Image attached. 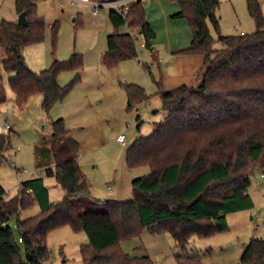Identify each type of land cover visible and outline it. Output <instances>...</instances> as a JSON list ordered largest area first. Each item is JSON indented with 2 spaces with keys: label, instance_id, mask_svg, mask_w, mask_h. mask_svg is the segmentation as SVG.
Segmentation results:
<instances>
[{
  "label": "trees",
  "instance_id": "obj_1",
  "mask_svg": "<svg viewBox=\"0 0 264 264\" xmlns=\"http://www.w3.org/2000/svg\"><path fill=\"white\" fill-rule=\"evenodd\" d=\"M38 1L14 0L17 15L25 13V24L0 19V64L13 72L9 85L15 103L22 106L31 95L40 93L47 112L79 79L82 56L74 52L67 60L54 58L38 72L28 67L22 49L42 41L45 33ZM169 1L179 6L171 18L184 19L191 33L189 46L180 52L202 55L203 64L194 83L166 91L158 84L166 114L148 136L136 138L125 151L129 167L149 168L147 174L131 181L132 198H92L91 183L77 159L79 144L69 136L62 118L51 120L50 133L34 145L35 166L45 176H53L64 195L52 202L42 176L20 181L11 198H5L0 183V264H24L26 255L27 264H44L48 232L65 225L83 229L82 209L93 217L107 216L112 225L106 240L81 245L83 264H154L148 255L130 256L120 246L123 239L140 235L144 228L171 234L180 249L174 255L176 264H202L198 255L186 252L190 237L223 231L228 213L253 207L250 176L255 170L264 173V17L260 3L247 0L255 22L253 32L221 35L218 0ZM108 20L114 30L107 35V48L100 58L106 68L114 69L121 60L137 55L131 33L119 32L120 25L136 30L144 47L151 48L155 33L140 0L133 1L124 16L110 10ZM208 23L217 31L218 49L213 48ZM68 70L76 71L75 78L59 85L57 76ZM123 87L129 109L149 98L138 84L123 83ZM5 99L0 82V102ZM10 131L0 133V163L10 147ZM35 203L38 213L19 218ZM13 216L21 244L8 224ZM237 264H264V239L252 237Z\"/></svg>",
  "mask_w": 264,
  "mask_h": 264
},
{
  "label": "rangeland",
  "instance_id": "obj_2",
  "mask_svg": "<svg viewBox=\"0 0 264 264\" xmlns=\"http://www.w3.org/2000/svg\"><path fill=\"white\" fill-rule=\"evenodd\" d=\"M218 1L216 14L221 35L251 33L255 30V22L247 10V0ZM258 2L264 17V0ZM109 10L107 6L96 8L81 1L73 4L71 0L39 1L37 11L44 17L45 33L42 41L23 48L28 67L38 72L48 68L54 58L67 60L74 52L82 56L79 79L47 112L42 108L40 93L31 95L22 106L15 103L9 85L13 72L6 71L0 64V82L6 97L0 102V133L10 131L4 126L5 114L9 116L12 126L10 147L0 163V182L11 194L15 193L20 181L42 176L50 200L58 202L62 199L63 188L53 176H45L42 168H36L34 156V145L40 137L50 133V122L56 118L63 119L69 136L79 144L77 159L83 175L91 183L92 198L130 200L131 181L148 173L147 166L129 167L125 161V151L136 138L148 136L154 130L155 123L160 122L166 114L157 93L158 84L161 90H169L182 83H194L195 74L202 65L200 68L196 64L193 66L192 54L177 51L189 40L187 22L183 20L171 24L167 20L169 18L161 17L154 23L156 35L151 41V48L136 43L135 57L121 60L114 69L106 68L100 58L107 48V35L114 30L108 20ZM208 27L214 40L213 48H220L217 31L211 23H208ZM118 31L130 32L132 37L141 38L136 30L129 29L126 24L120 25ZM76 74L74 70L63 71L57 76V82L64 86ZM123 83L140 85L149 98L136 107L127 108ZM118 134L124 137L123 144L116 140ZM14 147H19V150H14ZM15 168L28 172L17 175ZM248 192L253 207L248 210L246 224L235 228L229 222L226 229L213 235H192L186 245L187 254L198 255L202 264H237L252 237L264 239V173L255 170L251 174ZM38 211L35 203L22 211L19 218L32 216ZM81 211L83 229L73 230L65 225L48 232V258L44 264H83L81 245L89 240L100 243L108 238L112 229L109 218L93 217L84 209ZM8 224L16 242L21 244L16 217H11ZM120 246L130 256L148 255L154 264H176L174 255L180 252L169 232L152 233L147 228L142 229L136 237L123 239Z\"/></svg>",
  "mask_w": 264,
  "mask_h": 264
},
{
  "label": "crops",
  "instance_id": "obj_3",
  "mask_svg": "<svg viewBox=\"0 0 264 264\" xmlns=\"http://www.w3.org/2000/svg\"><path fill=\"white\" fill-rule=\"evenodd\" d=\"M39 1H38V3H39ZM76 1H81V2L90 3L92 5H95L96 3L101 2V1H105V0H87V1L76 0ZM133 1H135V0H128L129 5H131V3ZM140 1L142 2L143 8L145 10V14H146L145 17L147 16L146 19L150 23L151 28L154 31L155 35H156V31H155L156 29H154L155 28L154 23L156 22V19H160L161 17H162V19L169 18L167 20H169L171 22V24H173L175 22L177 24L178 21L182 22L184 20V19L171 18V15L173 13L177 12L179 9V6L177 3L169 2L168 0H167V2L165 1L166 3H164L162 0H140ZM71 4H73L72 1H71ZM37 8H38V4H37ZM109 9L112 10L111 8H109ZM1 18L7 19V20H16L17 13L15 12V9H14V0H7V2H6V0H0V19ZM181 24H184V23H181ZM190 40H191V33H190L189 40L187 39L184 42V44L179 46L178 48L175 47V50L177 48V51L180 52L182 49L187 48L190 44ZM140 45L143 46V43ZM180 53H183V52H180ZM22 54H23V49H22ZM184 54H188V53H184ZM192 55L194 57V59H192L193 66L196 64L200 68L201 65L203 64V56L200 54H192ZM182 84H185V83H182ZM163 91H166V89H163ZM1 185L3 186L2 183H1ZM3 188L6 190L5 198H11L16 193V190H15V193L11 194V192H9L7 190L8 188H5V186H3ZM248 210L249 209H245V210H240L237 212L228 213L226 215L227 223L230 222L231 224H234L233 227H235V228H238L240 226H244L246 224V219L248 216ZM239 221H240V223H237Z\"/></svg>",
  "mask_w": 264,
  "mask_h": 264
},
{
  "label": "built area",
  "instance_id": "obj_4",
  "mask_svg": "<svg viewBox=\"0 0 264 264\" xmlns=\"http://www.w3.org/2000/svg\"><path fill=\"white\" fill-rule=\"evenodd\" d=\"M71 1H72V3H74L76 0H71ZM95 6H96V8L100 7V6H107V7L111 8L112 10L120 13L122 16H124L125 12L128 11L130 8L128 0H105V1H101V2L96 3ZM133 40L135 42V45H136V43L137 44L143 43L142 38H139V37H133ZM4 126L7 129L12 130V126L10 124V119H9V116L7 114L4 115ZM116 140L122 144L124 143V137L120 134L117 135ZM13 149L19 150V147H14ZM15 171H16L17 175L21 174V173H27L28 172L26 169H20V168H15Z\"/></svg>",
  "mask_w": 264,
  "mask_h": 264
},
{
  "label": "water",
  "instance_id": "obj_5",
  "mask_svg": "<svg viewBox=\"0 0 264 264\" xmlns=\"http://www.w3.org/2000/svg\"><path fill=\"white\" fill-rule=\"evenodd\" d=\"M137 1H139V0H137ZM16 21L19 24H25L26 23L25 13L24 12L19 13L17 15ZM28 259H29V256L26 255V261L24 264H27Z\"/></svg>",
  "mask_w": 264,
  "mask_h": 264
}]
</instances>
